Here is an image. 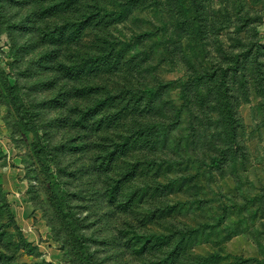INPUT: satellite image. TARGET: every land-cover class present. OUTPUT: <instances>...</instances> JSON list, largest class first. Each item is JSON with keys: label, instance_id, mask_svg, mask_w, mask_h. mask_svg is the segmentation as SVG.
<instances>
[{"label": "rangeland", "instance_id": "374dc122", "mask_svg": "<svg viewBox=\"0 0 264 264\" xmlns=\"http://www.w3.org/2000/svg\"><path fill=\"white\" fill-rule=\"evenodd\" d=\"M0 264H264V0H0Z\"/></svg>", "mask_w": 264, "mask_h": 264}]
</instances>
